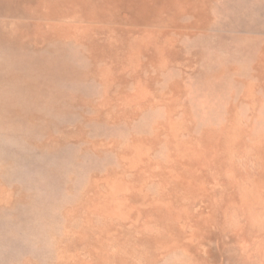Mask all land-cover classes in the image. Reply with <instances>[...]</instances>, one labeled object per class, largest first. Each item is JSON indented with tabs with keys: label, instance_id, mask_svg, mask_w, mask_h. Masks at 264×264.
<instances>
[{
	"label": "rangeland",
	"instance_id": "1",
	"mask_svg": "<svg viewBox=\"0 0 264 264\" xmlns=\"http://www.w3.org/2000/svg\"><path fill=\"white\" fill-rule=\"evenodd\" d=\"M0 264H264V0H0Z\"/></svg>",
	"mask_w": 264,
	"mask_h": 264
}]
</instances>
